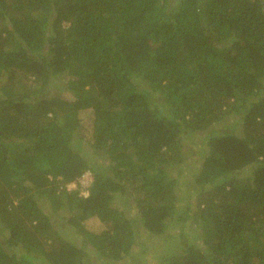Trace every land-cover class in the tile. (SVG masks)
Segmentation results:
<instances>
[{
  "label": "trees",
  "instance_id": "trees-1",
  "mask_svg": "<svg viewBox=\"0 0 264 264\" xmlns=\"http://www.w3.org/2000/svg\"><path fill=\"white\" fill-rule=\"evenodd\" d=\"M43 258L264 264V0H0V264Z\"/></svg>",
  "mask_w": 264,
  "mask_h": 264
},
{
  "label": "rangeland",
  "instance_id": "rangeland-1",
  "mask_svg": "<svg viewBox=\"0 0 264 264\" xmlns=\"http://www.w3.org/2000/svg\"><path fill=\"white\" fill-rule=\"evenodd\" d=\"M80 131H81L80 132V136L81 137L83 136L82 137L83 147L86 150L89 151V149L87 148V141L89 140V138H88L89 137V133H88V131L85 128H81ZM193 141L201 144V140L197 136L194 137V140ZM190 143L192 144L190 146V154H194L195 152H197V150L200 149V147H198V146L197 147H193L194 146L193 144H196V143H193L192 141H190ZM200 144H199V146H200ZM89 153H90V151L88 152V155H89ZM89 158H90L91 162L95 163L96 165H98V164H101L102 165L103 164L102 163L103 160H105V158H103V157L100 158V157H95L93 155L92 156H89ZM198 165H199V162L197 163V166ZM193 166L195 167V163L192 164L190 167H193ZM92 181H93V175H92L91 171L87 169V170L84 171V173L82 174V176H80L78 178V180L76 181V183L75 182H71V183L68 184V189H74L77 186V184L82 185L83 189L81 190V195L87 196L88 195L87 194L88 193L87 188L90 186V184H91ZM119 200H120V204L119 203L118 204L123 209H125L128 200L126 199V197H123V196L122 197H119ZM128 208H129V206H128ZM63 213L65 215H68V212L67 211H65ZM130 213L132 214V210H130ZM63 221L64 220H62V219H59L58 221H55V223L58 225V228H60V226L62 225ZM65 233H66L65 234L66 237H71L72 239L75 238L74 235L72 234V232L69 231L68 229L65 230ZM155 244H156V242L153 239H151L150 237H147L145 239V241H144V247L149 246V247H151V250H152V248L154 249V245ZM136 249L138 250V248H136ZM40 263L41 264H50L44 258L40 260ZM35 264H37V263H35ZM119 264H128V261H127V259H124L123 261L119 262Z\"/></svg>",
  "mask_w": 264,
  "mask_h": 264
}]
</instances>
